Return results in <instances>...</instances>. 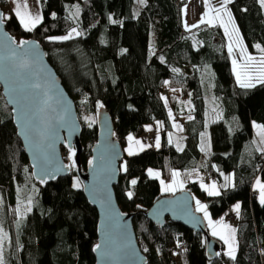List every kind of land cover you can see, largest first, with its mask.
Returning <instances> with one entry per match:
<instances>
[{
  "label": "trees",
  "instance_id": "trees-1",
  "mask_svg": "<svg viewBox=\"0 0 264 264\" xmlns=\"http://www.w3.org/2000/svg\"><path fill=\"white\" fill-rule=\"evenodd\" d=\"M40 2L41 22L32 31L25 30L15 14L4 17L5 25L16 40L32 37L40 41L74 99L82 124V170L97 139L96 121L88 115H95L99 105L111 113L114 135L123 150L128 135H141L146 123H160L159 147L149 146L133 155L124 152L114 186L121 209L133 213L146 264H264V204L252 193L255 188L251 185L256 176L264 179V151L252 128V121L264 125V83L254 81L248 88L237 83L221 24L191 19L195 25L186 30L182 0ZM7 4L8 0H0L1 7ZM228 5L248 52L259 53L255 45L264 48V9L260 1L233 0ZM78 6L80 21H75L71 14ZM73 28L79 35L74 33L68 40L50 39L68 35ZM164 88L178 89L180 97L192 103V118L183 120L186 134L181 148L169 137V110L178 113L177 98L169 101L162 94ZM208 97L221 116L210 125L212 149L205 154L199 147V137L206 129ZM62 151L68 163L66 145ZM149 166L159 168L166 180L176 170H201L207 172L206 178L216 176L217 182L224 173H232L233 185L222 186L219 195H208L195 180H189L184 189L205 201L213 217L240 201L235 259L227 255L226 244L212 235L206 223L208 235L218 243L219 254L212 258L208 257L203 233L169 218L161 226L147 218L149 207L168 194L161 191L157 178L148 176ZM133 179L137 180L135 186L130 183ZM77 180L79 188L73 186ZM128 191L134 193L131 199ZM0 193L6 208L8 203L14 205L28 198L32 201L31 212L19 219L16 232L7 221L8 264L94 263L98 213L83 193L76 168L71 167L68 175L54 181L33 178L1 86Z\"/></svg>",
  "mask_w": 264,
  "mask_h": 264
},
{
  "label": "water",
  "instance_id": "water-1",
  "mask_svg": "<svg viewBox=\"0 0 264 264\" xmlns=\"http://www.w3.org/2000/svg\"><path fill=\"white\" fill-rule=\"evenodd\" d=\"M198 9L197 5L192 21L198 19ZM0 14L1 91L11 108L33 178L49 182L68 175L71 165L63 158L62 146L71 148L75 152L72 160L76 163L83 193L98 213L95 246L100 244L101 248L93 247V264H146L147 256L139 247L134 229L133 213L121 209L114 191L124 150L114 135L111 113L105 106L97 108V139L91 146L89 158V161L95 158L94 166L88 161L86 169L82 170V124L74 99L49 62L40 41L32 37L16 40L6 28L1 6ZM13 40L16 43H12ZM21 40L28 43L20 47ZM193 203V194L180 190L158 198L146 211V216L160 226L169 218L203 233L208 257H215L218 243L208 235L204 218L194 209Z\"/></svg>",
  "mask_w": 264,
  "mask_h": 264
},
{
  "label": "rangeland",
  "instance_id": "rangeland-1",
  "mask_svg": "<svg viewBox=\"0 0 264 264\" xmlns=\"http://www.w3.org/2000/svg\"><path fill=\"white\" fill-rule=\"evenodd\" d=\"M183 1V5L181 6V15H182V23H183V27L186 29V30H189L193 25H195L194 23H188V19L191 21V19L195 16V8L196 6L198 5V14H199V20L197 21H201V18L204 19V20H208L209 17H215L216 16V10L217 9H220L221 7V3H222V0H182ZM260 1V0H259ZM192 2V4H191ZM16 3H20L21 6H23V4L25 3V0H8V4L7 5H2V8L4 10V16L5 18H9L11 17L12 15L15 14V4ZM26 3L28 5V10L30 13H32L33 15L35 14H39L41 16V2L39 0V3H37V0H26ZM191 4V5H190ZM192 7V13L190 12V9L189 7ZM193 9H194V12H193ZM227 9L231 12L230 8H229V5H227ZM264 9V7H263ZM21 10H23V7L21 8ZM232 14V13H231ZM75 21H80V9H79V6L78 7H74L73 8V11H72V14H71ZM233 18V16H232ZM223 19L225 21H227V16H224ZM234 21V24L236 26V28L238 29V32H239V36L240 38L242 39V43L244 45V47L246 48L247 52H248V49L245 45V42L243 40V37L241 35V32L235 22V20L233 19ZM219 22V21H218ZM220 23V22H219ZM187 25V27H186ZM223 28V27H222ZM232 30V26L229 25V31ZM71 32V31H70ZM77 32V30H76ZM223 32L225 34V31H224V28H223ZM74 34V33H73ZM226 35V34H225ZM226 38L228 40V44H229V38L228 36L226 35ZM233 41H235L236 39V36L233 35L232 37ZM234 49L237 50L238 48L235 47V44H234ZM234 50V51H235ZM250 55L254 56L257 58V60L260 58L261 56V52L259 53H250L248 52ZM234 54V52H233ZM237 54L239 55V50H237ZM236 56V54H234ZM240 56V55H239ZM231 57L233 58V56L231 55ZM239 58V57H238ZM239 62H243V61H239ZM255 80H253L254 82ZM175 90V91H173ZM172 92L173 93H176V89H173ZM170 101V100H169ZM207 109L209 110L210 109V103L209 105L207 106ZM88 119H90L91 121H96V114H89L88 115ZM212 120H214L211 116H208L207 118V123H206V129L201 133V137H208L210 138V125L212 124ZM151 129L150 131L148 129ZM144 131L145 132H156V129H155V126L153 125V122H150V123H146L144 124ZM145 133L139 135V136H136L135 137V140H139L144 146H145V136H144ZM258 135V133H257ZM257 135L255 136V139L258 141L259 138H257ZM158 136V135H156ZM130 141L127 139V143H126V150H128L129 148V145H130ZM174 143L177 147L181 148L183 146V138L180 136V135H177L175 134L174 135ZM153 146H156V140L153 142ZM152 146V145H151ZM124 147H125V144H124ZM136 149L137 151L140 150V147L138 145H136ZM64 152V151H62ZM126 152V151H125ZM129 155V154H127ZM69 165H71L72 168H76V163H74V166L73 165V160H69L68 162ZM149 169H152L153 172L155 173H158L159 175L158 176H150L148 174V170ZM146 173L148 174V176L150 177H155L159 180L160 182V187H161V191L164 192V193H168L166 195H172L174 193H176L178 190H184V187H185V184H186V180L183 179V177H190L191 179L193 180H198V182L200 183H203L205 185H211L213 182H215L216 186L218 187V185H221V186H224L226 185V179H224V181H215V180H211L209 182L206 181V176H207V172H204V171H201V170H197V169H192V170H188L187 171V175L186 176H183L181 170H176L175 173H177L178 175H176L175 177H177V183H176V180H175V177L173 178V180H170V181H167L166 179L163 178L162 174H161V170L159 168H156V167H153V166H149L147 168V171ZM223 177H228V174L227 173H224L223 174ZM229 177H233L232 173L229 174ZM259 180L262 184H264V179L260 176H256L255 177V182H254V187L255 189L257 190V198L259 199V188L256 186V181ZM161 181H163V184L161 183ZM181 184H182V187H181ZM165 185H173V191H164V186ZM6 198L8 197V194L6 193ZM194 197V203H193V206H194V209L196 210V201L199 200L201 204H206L205 201H203L201 198H199L198 196L196 195H193ZM260 200V199H259ZM4 196H2V194L0 193V237L3 238L2 240V251H0V254H2V258H3V264H8L7 261H6V249H7V244H8V241H9V238H10V232L8 230V227H7V221L9 220V222L11 223L12 225V228L13 230L16 232L17 230V227H18V223H19V219L22 218L23 216H26L28 213L31 212L32 210V201L30 198L28 199H24L22 201H19L17 202L16 204H11V203H8L7 204V208L5 207L4 205ZM29 201H31V203H29ZM236 204H239L240 205V201H235L233 202L228 208L227 210H225L222 214H220L219 216L217 217H213L208 209V206H207V212L209 214V216L211 217V219H215L214 222L216 221H220V220H223V222L227 225H229L230 227L232 228H235L236 229V226H237V222L235 223H230L226 220V216L227 215H232L235 217L236 221L239 217V212L237 213V211L235 210V205ZM31 209L30 211H28V209ZM19 209V212H17L16 210ZM240 210V209H239ZM199 212L203 218H204V213L202 211H197ZM204 221L206 223V225L208 226L210 232L212 233V229L209 227L208 225V220L204 218ZM6 234V236H5ZM219 237V236H218ZM235 244H234V247H235V250L237 248V235H236V231H235ZM18 249L21 247V245H18ZM225 251L228 252V245L226 244V247H225ZM208 264H219V263H213V262H210Z\"/></svg>",
  "mask_w": 264,
  "mask_h": 264
},
{
  "label": "snow or ice",
  "instance_id": "snow-or-ice-1",
  "mask_svg": "<svg viewBox=\"0 0 264 264\" xmlns=\"http://www.w3.org/2000/svg\"><path fill=\"white\" fill-rule=\"evenodd\" d=\"M139 2L144 3V0H139ZM232 2H233V0H222L220 9L216 10V16L215 17H209L207 20V23L212 25L216 21L220 22L221 26L224 28L225 34L229 38L228 52L230 55L233 56V59H232L233 72L235 73L237 83L241 87H245V88L253 87L254 86L253 80H255V82H257V83H264V48H262L259 44L255 45V47L257 49H259V51L261 52V56L258 60L256 57L250 55L247 52L246 48L244 47V45L242 43V39L239 36L238 29L236 28V26L234 24L232 14L227 9V5L229 3H232ZM37 3H39V0H37ZM260 4L262 7H264V0H260ZM22 7H23V10H21ZM0 15H2V14H0ZM15 16L19 18L21 25H23V27L27 31H32L41 22V16L39 14L33 15L32 13L29 12L26 0H25V3L23 4V6H21L20 3L15 4ZM224 16H227V18H228L227 21H225L223 19ZM112 22L115 23L116 21H112ZM0 23H2V20H0ZM229 25L232 26L231 31H229ZM186 27H187V25H186ZM73 33H75L76 35H79V33L76 32V29L73 28L71 30V32L68 33V35H65L63 37H50V39L68 40V39L72 38ZM233 35L236 36L235 41H233V39H232ZM12 43H16L15 40H13ZM26 43H28V42L21 40L19 42L18 46L22 47ZM234 44H235V47L239 49L240 60L243 61L242 63L239 62L236 59V56L233 54ZM13 56H15V52H13ZM173 71L178 72L179 70L173 69ZM165 83H167V81ZM35 87H39V85H35ZM173 91H175V90H173ZM99 107H103V105H99ZM14 111H15V109H14ZM170 115H171V113H170ZM191 118L192 117L189 116V119H191ZM174 126L179 128V125H174ZM257 128L260 130V135L262 137H264V125H257ZM148 130L150 131L151 129L149 128ZM127 139L130 142L134 141V138L131 135H129ZM134 143H135V145H138L141 150L144 148V145L139 140H135ZM159 143H160L159 136H157L156 147H159ZM127 151L129 153V155L134 154L133 150H132L131 143H130V146H129ZM69 152H70L69 159L71 160L72 157L75 155V152L71 148L69 149ZM94 160H95V158H93V160H90L89 164L94 166ZM74 163L75 162L73 161L72 166H74ZM124 170L125 171L127 170L126 165L124 166ZM148 174L150 176H158L159 175L158 173L153 172L152 169L148 170ZM176 175H178V174L173 173L174 177ZM225 179L227 180L229 178L225 177ZM130 183L132 186H135L137 183V180L133 179L130 181ZM161 183L163 184V181H161ZM73 186L76 188H79L80 187L79 181L77 180ZM256 186L259 188L260 203L264 204V184H262L259 180H257ZM181 187H182V184H181ZM201 187L210 196L220 194L218 189H217L215 182H213L210 186L201 183ZM163 190L166 192L167 191H173L174 190L173 185H165ZM126 195L128 196L129 199H131L133 197L134 193L132 191H128L126 193ZM29 203H31V201H29ZM239 209H240V205L236 204L235 210L237 211V213L239 212ZM30 210L31 209L29 208L28 211H30ZM16 211L19 212V209H17ZM196 211H202L204 213V218L208 220V225L212 229V235L213 236H219V238L221 240H223L225 244L228 245L227 255L229 257H231L232 259H235V247H234L235 239H234V237H235L236 229L225 224L223 222V220L213 222L211 217L209 216V214L207 212V205L201 204L199 200L196 201ZM5 236H6V234H5ZM2 240H3V238L0 237V251H2ZM100 248H101L100 244H97L95 246V249H100ZM145 251H147V249H145ZM217 254H219V253H217ZM0 264H3L2 254H0Z\"/></svg>",
  "mask_w": 264,
  "mask_h": 264
},
{
  "label": "crops",
  "instance_id": "crops-1",
  "mask_svg": "<svg viewBox=\"0 0 264 264\" xmlns=\"http://www.w3.org/2000/svg\"><path fill=\"white\" fill-rule=\"evenodd\" d=\"M188 21L191 22L189 19H188ZM215 23H219V22L216 21ZM225 37H226V35H225ZM226 49L228 51V40H227V43H226ZM237 50H239V49H237ZM237 50L234 51V54H236V59L238 61H241L240 60V56L237 54ZM167 89L169 90V95H170V97L167 98V99L171 100L173 97H176L177 98V105L179 107V110H178L177 114H176V112L173 111L172 108L169 110V115L171 113L170 117L172 119V129H171V133H170L169 137L174 142V135L175 134L180 135L182 138H184V136L186 134V131H185L184 127H183V120L187 119V118H189V116H191L192 103H191V101L188 98H181L180 95H179V90L178 89H176V91H177L176 93L172 92L173 88H171V89L167 88ZM209 103H210V109L209 110L207 109V118H208V116H211L214 119V120H212V122H214L221 116V112L217 108V106L215 105L214 101L210 97H208L207 106L209 105ZM206 123H207V120H206ZM153 125L155 126L156 132H145V131L143 132V133H145L144 134V136H145V139H144L145 146H144V148H147V147H149L151 145H152V147H156V146H153L154 145L153 142L157 138L156 135L159 136V141L161 140V138H160V123L158 121H154ZM174 125H179V128L175 127ZM257 125H262V124H260L259 122H256V121H252V128H253L254 136H256L257 133H258L257 138H259L258 141L256 139L255 140L257 141L259 147L264 151V137H262L260 135V130L257 128ZM146 134L154 135V141L153 142H147ZM128 136H127V138H128ZM132 137L134 138V141H135V137L134 136H132ZM127 138H126V142H125L124 152L126 151L125 153L129 154L128 151L126 150ZM134 141L131 142V145H132L133 153H136V152L140 151L141 149L137 151ZM159 145H160V143H159ZM199 147H200V149L202 150L203 153L206 154L207 152H209L212 149L211 138H208V137H203L202 138L201 134H200ZM187 171L188 170H181L183 176L187 175ZM173 178H174V176L170 180H173ZM228 178L229 179L225 180L226 181V185H224V186L233 185V177H229V174H228ZM183 179L186 180V183L189 180H193L190 177H183ZM224 179H225V177H222L221 181L223 182ZM170 180H167V181H170ZM175 180H176V183H177V177H175ZM195 181H198V180H195ZM185 186H186V184H185ZM221 188H222V186L218 185L217 189H218L219 192H220ZM212 221L214 222L215 219H213Z\"/></svg>",
  "mask_w": 264,
  "mask_h": 264
},
{
  "label": "built area",
  "instance_id": "built-area-1",
  "mask_svg": "<svg viewBox=\"0 0 264 264\" xmlns=\"http://www.w3.org/2000/svg\"><path fill=\"white\" fill-rule=\"evenodd\" d=\"M162 94H163L165 97H167V98L170 97V95H169V90H168L167 88H164V89H163ZM146 140H147V142H153V141H154V135H152V134H146ZM210 178H212L213 180H217V179H216V176H212V177H207V178H206V181H208ZM254 182H255V178L251 180V185H252V187H253ZM253 188H254V187H253ZM252 193H253V194H257V190H256V189H252ZM226 220H227L228 222H230V223H235V222H236L235 217L232 216V215H227V216H226Z\"/></svg>",
  "mask_w": 264,
  "mask_h": 264
},
{
  "label": "flooded vegetation",
  "instance_id": "flooded-vegetation-1",
  "mask_svg": "<svg viewBox=\"0 0 264 264\" xmlns=\"http://www.w3.org/2000/svg\"><path fill=\"white\" fill-rule=\"evenodd\" d=\"M189 8H191V9H190V12L192 13V7L190 6ZM193 12H194V9H193Z\"/></svg>",
  "mask_w": 264,
  "mask_h": 264
}]
</instances>
